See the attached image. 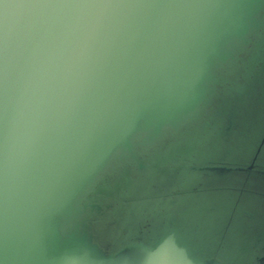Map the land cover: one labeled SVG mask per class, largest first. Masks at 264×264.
Here are the masks:
<instances>
[{
  "label": "water",
  "instance_id": "1",
  "mask_svg": "<svg viewBox=\"0 0 264 264\" xmlns=\"http://www.w3.org/2000/svg\"><path fill=\"white\" fill-rule=\"evenodd\" d=\"M263 157L264 0H0V264H230L170 202Z\"/></svg>",
  "mask_w": 264,
  "mask_h": 264
},
{
  "label": "rangeland",
  "instance_id": "2",
  "mask_svg": "<svg viewBox=\"0 0 264 264\" xmlns=\"http://www.w3.org/2000/svg\"><path fill=\"white\" fill-rule=\"evenodd\" d=\"M261 161L260 169L264 167V157ZM222 183L219 178H204L200 187L186 186L183 195L170 203L176 205L173 211L177 220L185 224L187 231L190 224V230L202 243L193 238L202 248L216 247L230 264H251L250 259L264 243V205H256L257 201L240 198L232 192L219 191ZM236 206L233 220L225 223L223 219L230 207Z\"/></svg>",
  "mask_w": 264,
  "mask_h": 264
}]
</instances>
